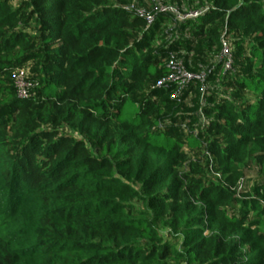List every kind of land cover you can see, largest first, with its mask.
<instances>
[{"label":"trees","instance_id":"obj_1","mask_svg":"<svg viewBox=\"0 0 264 264\" xmlns=\"http://www.w3.org/2000/svg\"><path fill=\"white\" fill-rule=\"evenodd\" d=\"M122 1L0 0V264H264V0H171L208 11L150 26ZM224 30L226 71L197 47ZM169 52L223 92L165 120L199 85L155 86Z\"/></svg>","mask_w":264,"mask_h":264},{"label":"built area","instance_id":"obj_2","mask_svg":"<svg viewBox=\"0 0 264 264\" xmlns=\"http://www.w3.org/2000/svg\"><path fill=\"white\" fill-rule=\"evenodd\" d=\"M154 3V12H146L145 10H126L135 13L136 15L144 18L147 24L150 26L154 23L156 15L158 13H170L173 16V20L184 21L190 18H197L208 11V7H202L198 10L184 12L174 4H169L168 0H150ZM154 13V14H152ZM221 47L219 52L215 55V63L219 64L224 71L232 69L233 63V46L232 42L224 30L221 34ZM167 67L169 69L167 75L159 79L156 83L158 88L172 89L170 98L179 99L182 94V89L185 88L192 81H197L200 87L204 91L206 89V72L200 71L198 73L190 72L184 65L183 61L176 56L175 53L169 52ZM14 85L16 88L17 95L20 98H27L30 96V91L36 86V83H32L28 80L27 71L23 68H18L13 75Z\"/></svg>","mask_w":264,"mask_h":264},{"label":"rangeland","instance_id":"obj_3","mask_svg":"<svg viewBox=\"0 0 264 264\" xmlns=\"http://www.w3.org/2000/svg\"><path fill=\"white\" fill-rule=\"evenodd\" d=\"M21 1L22 0H12V2L15 5L19 4ZM148 1L150 2V4L148 3ZM167 2L169 4L176 5L175 3H172L171 0H168ZM122 4H123V7L124 8H129L131 10L139 9V10H145L146 12H150V13L151 12H154L155 13V11L153 9L154 3H152L150 0H126V1H122ZM151 4H153V6H151ZM181 6L182 7L180 9L182 11H184V12H189V11H194L195 10V9L190 8V7H189L190 9H188L186 3L181 4ZM154 13H152V14H154ZM230 37L231 36H229V38ZM169 40H171V39H169ZM230 40H231V38H230ZM197 47H198V49H203L204 50V53H202V55H199L200 57H203V58H201L200 61H203V59H204L205 56H209V58L212 59V55L214 56V55L217 54V52L215 53V50L216 49L213 48L212 44L208 41V39H202L198 43ZM233 50H234V47H233ZM244 54H245L244 55L245 56L244 58H247V55H246L245 52H244ZM192 55L193 54L191 53L190 57H192ZM196 59L197 58L195 57L194 58V61H196ZM200 61L198 62V68H199V66H202V69H200L199 72L202 71V70L206 72V82H205L206 89L203 91L202 88L199 86L200 84L197 85V88L194 87V89H193L194 91L193 90L190 91L191 93L188 95L187 99L183 101L182 104H180V105H173V111L170 112V113L166 112V114H167L166 117L167 118H165V120H169L168 118H171V117L176 116L178 114L179 115H184V116L185 115L192 114V112H194L197 109V106H199V105L201 106V105L209 102V98L211 96V93H210L209 90H211V88L212 89L214 88L213 90H215V89L216 90H219L220 93L223 92L222 91V88H221L222 79L220 78L218 72H215L214 75H211L210 76L211 69L214 71V66L208 65L209 63L200 62ZM31 63L32 62H30V63L27 64V66H28L27 67V76H28L29 79H31V76H32V73H31V70H32ZM191 67H192L191 70H196V68H197V67L195 68L194 66H191ZM190 72L194 73L193 71H190ZM189 84L185 88H183L181 90L182 93L184 91H186V89L188 88ZM171 92H172V89H171ZM181 96H182V94L180 95V98H181ZM180 98L177 99L176 101L177 102H180L179 101ZM196 132L197 131H195V133ZM87 144H88V147L91 149V151L93 153L97 154V155H113V150H112V147H111L110 144H106V145H104L101 148H97L93 144L88 143V142H87ZM188 152H189L188 153V156L185 159L186 162L189 159H192L195 156V154H193L194 153L193 151L188 150ZM162 234H163V236L165 238H167L166 229H162ZM165 264H178V263H175V262H172V261H167ZM181 264H184V263H181Z\"/></svg>","mask_w":264,"mask_h":264}]
</instances>
